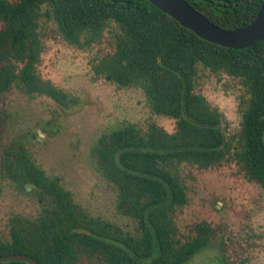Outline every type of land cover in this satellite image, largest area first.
<instances>
[{
    "label": "trees",
    "instance_id": "1",
    "mask_svg": "<svg viewBox=\"0 0 264 264\" xmlns=\"http://www.w3.org/2000/svg\"><path fill=\"white\" fill-rule=\"evenodd\" d=\"M185 1L228 30L248 25L262 2ZM48 39L96 50L94 78L140 89L151 112L172 119L174 130L124 124L92 149L117 208L135 224L132 231L90 216L26 149L7 155L0 180L35 195L36 207L0 226V256L22 254L38 264H187L213 243L215 232L205 223L180 230L178 214L187 203L182 167L232 159L247 181L264 188V41L242 50L217 46L146 0H0V97L15 88L30 99L75 105V97L39 73ZM203 76H224L240 87L237 138L226 136L221 113L199 93ZM217 247L222 264H240Z\"/></svg>",
    "mask_w": 264,
    "mask_h": 264
},
{
    "label": "rangeland",
    "instance_id": "2",
    "mask_svg": "<svg viewBox=\"0 0 264 264\" xmlns=\"http://www.w3.org/2000/svg\"><path fill=\"white\" fill-rule=\"evenodd\" d=\"M96 50H79L46 40L38 66L41 77L76 99L60 106L51 99H30L11 88L0 97V164L7 155L26 149L45 173L59 177L65 189L90 216L132 231L134 222L117 208L115 189L99 174L92 155L97 139L124 124L150 123L171 133L174 121L153 114L140 89H123L95 79ZM198 91L222 115L228 138L242 125L241 89L227 77L203 76ZM187 203L178 214L180 230L205 223L215 236L210 246L187 264H222L217 244L242 264H264V188L247 181L232 159L208 167H182ZM35 195L0 180V226L15 214H31Z\"/></svg>",
    "mask_w": 264,
    "mask_h": 264
},
{
    "label": "water",
    "instance_id": "3",
    "mask_svg": "<svg viewBox=\"0 0 264 264\" xmlns=\"http://www.w3.org/2000/svg\"><path fill=\"white\" fill-rule=\"evenodd\" d=\"M162 13L166 14L180 26L188 29L198 38L217 46L242 50L264 41V0L254 19L245 27L228 30L221 28L201 13L196 11L185 0H146ZM19 261L27 264H38L33 258L22 254L0 256V262Z\"/></svg>",
    "mask_w": 264,
    "mask_h": 264
}]
</instances>
